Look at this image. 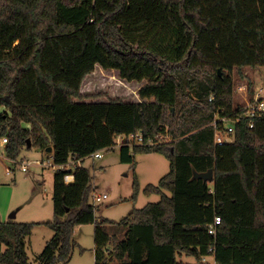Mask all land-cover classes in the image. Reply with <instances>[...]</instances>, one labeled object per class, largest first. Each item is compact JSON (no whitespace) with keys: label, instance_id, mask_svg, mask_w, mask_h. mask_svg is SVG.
<instances>
[{"label":"trees","instance_id":"16d2710c","mask_svg":"<svg viewBox=\"0 0 264 264\" xmlns=\"http://www.w3.org/2000/svg\"><path fill=\"white\" fill-rule=\"evenodd\" d=\"M97 66L145 82L142 101L86 102L82 85ZM245 67H264V0H0V139L12 162L28 140L52 148L59 167L114 150L119 138L124 164L149 153L170 162L144 190L160 201L118 223L97 224L87 168L70 184L58 170L54 220L0 222V264H31L26 240L38 225L54 231L38 264H67L75 229L89 224L95 264H182L183 255L264 264V113L246 117L234 101L233 74ZM216 115L238 119L233 142L215 144ZM139 134L157 145H127ZM193 169H213V182Z\"/></svg>","mask_w":264,"mask_h":264},{"label":"rangeland","instance_id":"374dc122","mask_svg":"<svg viewBox=\"0 0 264 264\" xmlns=\"http://www.w3.org/2000/svg\"><path fill=\"white\" fill-rule=\"evenodd\" d=\"M233 79L234 101L236 105H244V98L236 92L237 88L243 84L249 88L252 84L254 90L259 92L264 88V67L235 69ZM144 84L145 82H126L121 79L119 72L104 70L98 66L83 82L82 93L91 96L86 102H109L111 99L141 102L138 91ZM249 97L251 98L250 92ZM117 143H122L120 138ZM134 160V166L121 161L120 145L104 152L101 159H85L84 167L92 176L93 193L108 195L103 203H95L93 196L90 198V204L97 208V224L103 220L118 223L134 209H142L150 203L160 201L159 195H146L144 190L148 185H158L169 174L170 162L156 153L137 154ZM32 161L43 162L47 167L32 165L28 172H22L20 164ZM57 171L52 153L45 150L25 148L18 158V164H15L7 159L4 148H0V222L41 224L53 221L54 177ZM134 176L139 183V192L135 197ZM15 212L16 218L11 219ZM96 227V224H89L75 229L73 238L78 246L67 264H95ZM112 232L116 233L115 227ZM53 237L54 231L44 225L33 229L32 235L26 240L31 264H38V257ZM178 261L182 264H198L195 258L186 255L179 256ZM214 263L213 258L209 257L202 264Z\"/></svg>","mask_w":264,"mask_h":264},{"label":"built area","instance_id":"2783aa9c","mask_svg":"<svg viewBox=\"0 0 264 264\" xmlns=\"http://www.w3.org/2000/svg\"><path fill=\"white\" fill-rule=\"evenodd\" d=\"M236 92L244 98L245 104L241 105V106L243 107V110L246 113V117L254 118V117L260 116L261 113H264V88H261L259 92L255 91L253 98L249 97V88L246 84H243L240 87H238ZM235 121H238V119H236ZM235 121H234V119H231L228 117H218V115H216V119L213 122V127L215 130L214 142L216 145L222 146V145L233 142V135H234V124L233 123H235ZM163 139H164L163 136H161L159 138V140H163ZM8 142H9L8 137L1 138L0 139V148H4V150H5V147L8 144ZM118 145L122 146L123 143H121V144L117 143V146ZM127 145L153 147V146H156L157 143L152 139H150L149 141L146 142L144 137L141 134H139L135 137L133 142H131L130 144H127ZM104 152L105 151H100V152L94 153L90 156V158L101 159V158H103ZM7 159H9V158L7 157ZM13 163L18 164V160L13 161ZM20 165H21L20 169L24 173L28 172L30 170L29 168L32 165L39 166V167H47V165H45V163L39 162V161L22 162ZM83 166H84V160L78 159L77 157H74L67 164L59 166L57 168H58V170L67 172L65 180H66L67 184H70V183H73V181H74L75 171L78 168H81ZM10 172H11V170L8 171V173H10ZM92 196L94 197L95 203H103L105 200L108 199V195L98 194L96 192H94L92 194ZM220 223H221L220 217H216L214 224L210 227V231H209L210 234L216 235V233H217L216 229L220 225Z\"/></svg>","mask_w":264,"mask_h":264},{"label":"water","instance_id":"95a60500","mask_svg":"<svg viewBox=\"0 0 264 264\" xmlns=\"http://www.w3.org/2000/svg\"><path fill=\"white\" fill-rule=\"evenodd\" d=\"M219 74L221 75V72L219 71ZM28 148H31V141H27ZM48 153H52V148H48L46 150ZM193 179L197 180H203L204 182H213L214 180V170L210 169L207 172L199 173L196 169H193ZM16 218V212L11 215V219Z\"/></svg>","mask_w":264,"mask_h":264},{"label":"crops","instance_id":"0c3cea01","mask_svg":"<svg viewBox=\"0 0 264 264\" xmlns=\"http://www.w3.org/2000/svg\"><path fill=\"white\" fill-rule=\"evenodd\" d=\"M98 69V66L96 67V70ZM103 71V70H102ZM18 212V211H17ZM17 212H16V216H17ZM73 235H75V234H73ZM213 262H214V258H213ZM215 264V263H214Z\"/></svg>","mask_w":264,"mask_h":264}]
</instances>
